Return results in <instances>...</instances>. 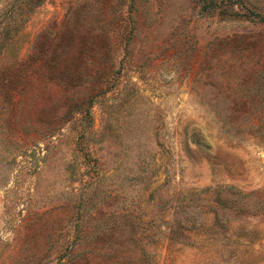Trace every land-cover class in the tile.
<instances>
[{"label":"rangeland","instance_id":"1","mask_svg":"<svg viewBox=\"0 0 264 264\" xmlns=\"http://www.w3.org/2000/svg\"><path fill=\"white\" fill-rule=\"evenodd\" d=\"M0 264H264V0H0Z\"/></svg>","mask_w":264,"mask_h":264}]
</instances>
